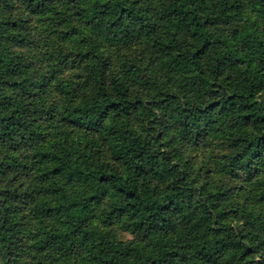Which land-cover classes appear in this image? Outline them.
I'll use <instances>...</instances> for the list:
<instances>
[{
	"label": "trees",
	"instance_id": "obj_1",
	"mask_svg": "<svg viewBox=\"0 0 264 264\" xmlns=\"http://www.w3.org/2000/svg\"><path fill=\"white\" fill-rule=\"evenodd\" d=\"M247 3L0 0V264H264Z\"/></svg>",
	"mask_w": 264,
	"mask_h": 264
},
{
	"label": "rangeland",
	"instance_id": "obj_2",
	"mask_svg": "<svg viewBox=\"0 0 264 264\" xmlns=\"http://www.w3.org/2000/svg\"><path fill=\"white\" fill-rule=\"evenodd\" d=\"M241 20L245 21V22L247 21L249 23L254 22L257 25L261 26V28L264 27V20L261 19V13L257 12L254 9V7L252 5H250L249 3H247L246 8L242 13ZM241 20H239L237 22V24H240ZM219 142L221 143V141H219ZM190 150L194 154V156H199L198 158H199L200 162L205 161V162L209 163L210 166H212V169H214V171L216 172V174L218 176L223 177V178L221 177L222 180L228 179V177H226V175L224 177V174H226V173L219 172L220 166L225 167V165H226V160L223 159V157H222V154H224V150H225L222 143L220 145L219 143L214 142V140H212L210 145L201 147L199 150H196L195 147L191 148ZM210 156H212L214 158L213 161H212V159H210ZM210 162H213V163H210ZM114 230H116L117 234L123 239H131L133 237V235L130 232L124 230L121 225L116 226V228Z\"/></svg>",
	"mask_w": 264,
	"mask_h": 264
}]
</instances>
